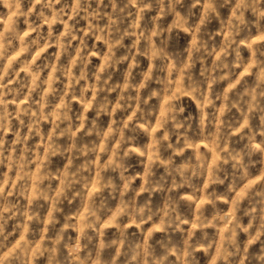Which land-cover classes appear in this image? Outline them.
I'll return each mask as SVG.
<instances>
[{
	"label": "clouds",
	"instance_id": "9594fccd",
	"mask_svg": "<svg viewBox=\"0 0 264 264\" xmlns=\"http://www.w3.org/2000/svg\"><path fill=\"white\" fill-rule=\"evenodd\" d=\"M0 264H264V0H0Z\"/></svg>",
	"mask_w": 264,
	"mask_h": 264
}]
</instances>
